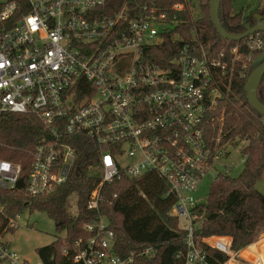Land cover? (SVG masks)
Masks as SVG:
<instances>
[{
    "label": "built area",
    "instance_id": "built-area-1",
    "mask_svg": "<svg viewBox=\"0 0 264 264\" xmlns=\"http://www.w3.org/2000/svg\"><path fill=\"white\" fill-rule=\"evenodd\" d=\"M165 1L0 0V115H34L46 132L30 151L26 193L48 195L68 181L76 153L67 137L83 135L98 149L89 169L99 181L86 203L95 216L82 225L90 234L72 242L74 263L133 261L134 252L115 248L99 208L105 200L101 189L122 177L156 173L175 197L171 215L182 222L185 264H211L201 242L226 256L221 264H259L248 246L233 249L230 237L198 238L192 211L202 178L214 182L232 172L221 163L227 148L218 138L212 145L207 135L209 113L221 96L220 77L231 74L235 63L248 75L264 48V33L213 52L194 35L184 41L182 34H169L183 24L179 14L189 0ZM166 38L183 44L173 58L157 62L154 47ZM20 173L19 163L0 158V189L13 190ZM9 225H20V213ZM57 237L63 239L64 232ZM153 251L144 246L138 255ZM61 252L70 253L66 246ZM0 264L31 262L0 235Z\"/></svg>",
    "mask_w": 264,
    "mask_h": 264
},
{
    "label": "trees",
    "instance_id": "trees-1",
    "mask_svg": "<svg viewBox=\"0 0 264 264\" xmlns=\"http://www.w3.org/2000/svg\"><path fill=\"white\" fill-rule=\"evenodd\" d=\"M232 1L221 0L219 19L228 32L237 34L247 19L242 10L232 13ZM255 11L264 14V5ZM179 17L183 24L169 34H182L184 41L194 35L207 50L213 52L242 46L243 39L234 41L218 35L210 20L209 0L187 1ZM182 44L181 40L166 38L154 47L152 59L161 63L168 61ZM239 70V64L235 63L231 74L225 73L220 77L218 86L221 96L209 113L207 135L212 145L217 138L219 144L240 145L243 168L236 177L221 176L212 182L207 200L198 203L192 211L193 221L199 223L195 233L198 238L230 237L233 249L257 241L258 234L264 229V194L256 188L258 180L264 177V116L246 102L244 85L247 75L242 76ZM257 94L264 101V75ZM45 136L40 120L34 115H0V158L21 165L16 187L13 190L0 189V235L15 231L16 227L9 225V219L14 215L24 210L44 212L54 221L58 233L64 232V237H57L50 244L38 247L36 253L39 259L43 264H76L72 242L89 236L90 233L82 225L96 213L87 209L86 203L90 191L99 181L98 175L89 169V165L97 163L99 152L83 135L68 136L67 141L76 153L68 181L51 194L31 196L26 193L30 151ZM114 194L116 197H113ZM72 195H75L74 214L70 209ZM101 197L105 200L99 205L100 212L106 216L114 232L115 248L124 255L136 254L130 264H185V233L179 228L178 219L171 215L175 197L158 174L113 180L102 186ZM64 246L70 251L66 256L61 252ZM144 246H153V253L138 255ZM201 246L209 263L221 264L226 259L224 254L203 242Z\"/></svg>",
    "mask_w": 264,
    "mask_h": 264
},
{
    "label": "rangeland",
    "instance_id": "rangeland-1",
    "mask_svg": "<svg viewBox=\"0 0 264 264\" xmlns=\"http://www.w3.org/2000/svg\"><path fill=\"white\" fill-rule=\"evenodd\" d=\"M263 5L264 0H233L231 4L232 13H237L242 10L243 14L246 15L244 18L247 20H252L251 14ZM220 145L222 149L226 147L229 151L228 156L224 158L221 163L222 165L232 166L231 176L236 177L243 168L244 159L240 154V145L231 146L226 143H221ZM221 168L222 166H217L215 169L221 171ZM211 185V178L204 177L201 179L197 189L193 193L195 199L199 203L207 200ZM256 188L264 194V177L258 180ZM71 203L72 206L70 209L74 214L76 212L75 195L71 196ZM181 224L182 222H180L179 225ZM262 234H264V229L260 231L256 239H259ZM57 235H60V233H58L54 221L44 212L37 210L29 212L28 210H24L20 213V225L13 233L8 232L4 237L17 252L26 256L31 264H36L39 260L36 249L50 244ZM210 241L213 240L210 239Z\"/></svg>",
    "mask_w": 264,
    "mask_h": 264
},
{
    "label": "water",
    "instance_id": "water-1",
    "mask_svg": "<svg viewBox=\"0 0 264 264\" xmlns=\"http://www.w3.org/2000/svg\"><path fill=\"white\" fill-rule=\"evenodd\" d=\"M220 2L221 0H209L210 20L220 37L237 41L245 38L252 33L264 32V14L259 12L252 13V20H246L242 23L241 32L237 34L228 32L222 26L219 19ZM263 75L264 48L252 61L250 65V71L246 77V82L244 85L246 102L262 116H264V101L259 99L257 90Z\"/></svg>",
    "mask_w": 264,
    "mask_h": 264
},
{
    "label": "crops",
    "instance_id": "crops-1",
    "mask_svg": "<svg viewBox=\"0 0 264 264\" xmlns=\"http://www.w3.org/2000/svg\"><path fill=\"white\" fill-rule=\"evenodd\" d=\"M247 249V253L257 257L255 261H257L259 264H264V234H262L259 239H257V241L248 245Z\"/></svg>",
    "mask_w": 264,
    "mask_h": 264
}]
</instances>
